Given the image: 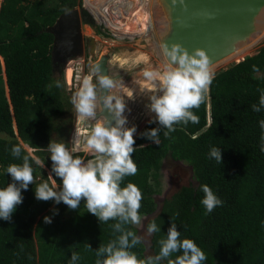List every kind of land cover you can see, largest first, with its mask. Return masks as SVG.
I'll return each mask as SVG.
<instances>
[{
    "label": "trees",
    "instance_id": "16d2710c",
    "mask_svg": "<svg viewBox=\"0 0 264 264\" xmlns=\"http://www.w3.org/2000/svg\"><path fill=\"white\" fill-rule=\"evenodd\" d=\"M98 1L85 0V5ZM78 5L81 0H0V187L11 182L6 174L7 165L19 162L11 156L12 145H21L24 154L28 150L23 142L31 146L50 173L49 141L71 147L72 95L55 86L57 80L62 85L63 82L54 77L55 36L45 28ZM104 22L114 36L123 37H128L127 28L136 25L132 12H127L121 21L114 17ZM260 40H264V28L255 43ZM149 43L159 51L155 42ZM96 47V42L89 43L86 57L96 56ZM119 57L121 61L132 58L129 54ZM133 57L142 61L147 56L138 50ZM110 62L108 57L112 76ZM253 66L260 75L253 71ZM261 91H264V46L255 55L217 73L205 102L193 109L199 122L175 125L176 130L167 137L166 129L161 128L159 145L140 136L141 132L158 126L149 123L154 114L145 111V117L151 118L140 129L132 154L138 171L126 177L124 184L131 181L140 188L141 216L158 211L152 219L162 224V232L151 236L153 254L158 251L157 239L174 222L183 238L194 240L205 251L208 257L205 264H264V151L259 125L264 110L257 113L251 107L258 104ZM140 101L143 103V99ZM82 123L77 117L75 128L81 133ZM211 147L221 148L222 164L209 158ZM75 155L90 158L84 152ZM167 156L188 162L196 182L183 185L158 210L153 195L160 188L159 170ZM33 168L35 183L59 184V178L50 176L45 168L34 163ZM202 184H207L223 201L211 213H206L200 203L204 195L199 190ZM34 188L35 184L22 190L23 202L10 221L0 219V264H69L73 251L80 256L77 264H95V250L118 235L111 227L115 221L100 224L97 217L87 212L83 200L75 210L63 202L37 200ZM45 216L51 218V223L44 222ZM126 227L139 234L137 226ZM147 249L143 241L132 251L143 258L148 255Z\"/></svg>",
    "mask_w": 264,
    "mask_h": 264
},
{
    "label": "clouds",
    "instance_id": "9594fccd",
    "mask_svg": "<svg viewBox=\"0 0 264 264\" xmlns=\"http://www.w3.org/2000/svg\"><path fill=\"white\" fill-rule=\"evenodd\" d=\"M161 47L165 65L162 69H143L146 83L141 87V95L147 96L149 101L146 108L154 114L149 123L158 126L141 132L140 136L156 145L160 144L161 128L166 129L164 136L167 137L176 130L175 125L199 122L193 109L205 102L215 78L205 50L195 48L189 52L178 42ZM253 71L260 75L255 66ZM55 86L63 87L59 80ZM115 87L114 79L96 65L92 68V75L84 76L72 94L70 102L78 119L90 122L89 131L81 133L75 128L71 149L65 143L49 141L50 176L54 174L59 178V184L55 181L51 184L47 181L35 183L33 163L43 169L45 161L32 155L30 150L24 154V148L19 144L12 145L11 156L19 162L9 163L6 167L11 182L0 187V219L10 221L17 206L23 202L22 190L26 191L29 185L35 184L37 200L63 202L72 210L79 208L83 200L87 212L97 217L100 224L115 221L111 227L118 235L95 250V264H205L208 259L205 251L194 240L183 238L174 222L170 223L166 234L157 239L158 251L154 254L141 258L132 251L143 243V238L126 226L141 225L139 209L143 196L136 184L131 181L124 184V181L138 171L132 158L137 128L127 126V103L113 93ZM251 107L257 113L264 110V91H261L258 104ZM105 109L108 116L103 114ZM259 125L262 130L261 151H264V119ZM78 152L87 153L90 158L75 155ZM209 158L222 164L221 148L211 147ZM199 190L204 194L200 203L206 213L223 205L207 184L200 185ZM44 222L51 223V218L45 216ZM161 226L152 219L146 227L148 236L161 233ZM88 246L91 248L90 244ZM79 260L80 256L73 251L69 264H77Z\"/></svg>",
    "mask_w": 264,
    "mask_h": 264
},
{
    "label": "rangeland",
    "instance_id": "374dc122",
    "mask_svg": "<svg viewBox=\"0 0 264 264\" xmlns=\"http://www.w3.org/2000/svg\"><path fill=\"white\" fill-rule=\"evenodd\" d=\"M112 6L110 10L114 12V17H116L119 21L123 20V17L127 12H132L134 19L136 21L132 26L127 28V36L123 37L120 35L114 36L113 31L109 26L105 24L103 21L96 20V27L94 28L90 23H84L82 25V40L84 44V53L81 55H77L76 52L74 56L70 55H52L54 57V66L55 73L54 77L61 79L63 82V90L68 92L71 96L80 86V83L84 76L92 75V68L94 66V62L97 61L99 57L102 55L109 54L110 57V70L112 76L114 74H119L116 76L114 80L116 82L117 87L113 89V93L121 96L126 100L127 108L125 111V115L128 119V125L131 127L135 125L137 128V132L134 134V138L136 139L138 133L141 128H143L144 124L151 118L145 117V111L147 110L146 104L149 102L147 96L141 95V83H145L144 77L142 75L143 69L145 68H158L162 69L165 65L166 58L162 52V31L157 30L155 28V24L152 19V9L153 3L155 0L147 1L143 3L144 0H111ZM164 5L166 6L165 0H163ZM85 4V0H81V5H78V8H81ZM119 10V11H116ZM142 11V12H141ZM155 14V13H154ZM92 15V14H91ZM93 16V15H92ZM94 17V16H93ZM144 17V18H143ZM164 17V15L162 16ZM95 19V18H94ZM149 22V23H148ZM142 24L146 26V24H150V28L143 27ZM149 27V26H148ZM136 34H131V33ZM142 34L145 36L142 37ZM134 35V36H133ZM154 35L155 38L153 37ZM138 37V40L131 39ZM153 37V38H152ZM144 39V40H143ZM152 39V40H151ZM91 40L96 42V56L86 57V47L87 43ZM150 40V41H149ZM116 44H113V43ZM149 42H155L159 51L156 52L154 49V44L152 45ZM256 38L251 40L248 44L238 48L239 50L235 52L230 57H227L224 60H218L217 62L211 64V68L213 69L215 75L222 70H225L235 63L247 58L249 56L255 55L259 52V50L264 46V40H260L259 43H255ZM113 44V45H112ZM143 52L147 57L142 61H135L134 54L136 51ZM90 51V50H89ZM249 52L246 56H244L240 60H235V58ZM90 53V52H88ZM53 54V53H52ZM131 55L132 58L129 60L121 61L117 58V56L122 57V55ZM229 54V53H228ZM227 55V54H226ZM225 55V56H226ZM95 82V79L93 80ZM140 88H139V86ZM141 98V99H140ZM143 99V103L140 100ZM138 103V104H136ZM137 108L135 109V107ZM74 114V129L76 127L77 115L75 109L73 108ZM135 120V122H134ZM133 121V122H132ZM89 123H82L84 126V130L82 133H87L89 131ZM88 128V129H85ZM71 133V138L74 133ZM70 138V142H71ZM24 147L26 146L27 150L31 151L32 155L36 154L33 151V148L23 142ZM72 148V143L71 147ZM46 169V166L44 167ZM47 170V169H46ZM50 173L49 170H47ZM159 181L160 188L158 192H156L153 196L155 201L158 203V210H160L163 201L172 196L175 192H177L183 185L188 184L190 182L195 183L194 172L192 166L182 160L172 159L170 156L164 157L161 167L159 170ZM158 211H155L153 214L142 215L141 225L137 226L139 229V234L142 236L143 241L147 245V254H153L150 249L151 236H148L146 232V227L150 219L154 218ZM146 217V219H145Z\"/></svg>",
    "mask_w": 264,
    "mask_h": 264
},
{
    "label": "water",
    "instance_id": "95a60500",
    "mask_svg": "<svg viewBox=\"0 0 264 264\" xmlns=\"http://www.w3.org/2000/svg\"><path fill=\"white\" fill-rule=\"evenodd\" d=\"M165 3L168 8L165 23L171 31L164 33L167 41L162 34L163 44L171 46L178 42L189 52L201 48L211 64L250 41L259 22L261 30L264 26V0H165ZM84 23L96 27V20L85 4L62 13L54 25L45 28L55 36L53 56H74L77 47V55L84 53L81 33ZM103 114L109 115L106 109Z\"/></svg>",
    "mask_w": 264,
    "mask_h": 264
},
{
    "label": "bare ground",
    "instance_id": "6f19581e",
    "mask_svg": "<svg viewBox=\"0 0 264 264\" xmlns=\"http://www.w3.org/2000/svg\"><path fill=\"white\" fill-rule=\"evenodd\" d=\"M149 2L150 0H144L143 1V3H146V2ZM90 6V5H89ZM110 6H111V0H103V1H98V2H96V3H94L93 5H91L90 7H87L88 8V10L91 12H93V13H96L97 12V17L95 18V17H93V18H95V20H100V21H102L103 20V18L105 17V19H109V20H113V18H114V12H112L111 10H110ZM168 11V8H167V6H165L164 5V3H163V0H155L154 1V3H153V9H152V19H153V22H154V24H155V28H156V30H157V27H158V29L160 28L161 29V31H162V34H164V33H166V32H170L171 31V27L170 26H168L165 22L167 21V19H166V12ZM264 12V11H263ZM155 13V14H154ZM164 15V17H162ZM104 19V20H105ZM168 22V21H167ZM142 26L143 27H148V25H144V24H142ZM261 26H262V24H261V22H259L257 25H256V27H255V33H254V36L253 37H251L249 40L250 41H248V42H246L244 45H246V44H248L249 42H251V40H253L254 38H256L259 34H260V32L263 30V28H264V26H263V28H262V30H261ZM159 29V30H160ZM126 33H127V30H126ZM131 33V32H130ZM131 34H133V33H131ZM127 35V34H126ZM165 35V34H164ZM134 36V35H133ZM143 36H145V34H142V37ZM156 35H154V37H155ZM129 37V36H128ZM130 38V37H129ZM131 39H137L138 40V38H131ZM169 38L168 37H166V35H165V41H167ZM144 40V39H143ZM92 44H94V40H91L90 41ZM113 45V44H112ZM244 45H240V46H238V47H236L234 50H232V51H230V52H228V53H226V54H224V56L223 57H221L219 60H224V59H226L227 57H230L231 55H233L235 52H237L239 49L238 48H240V47H242V46H244ZM226 55V56H225ZM108 54L107 55H102L101 57H99L98 58V60L97 61H95L94 62V66H96V65H99L100 66V68H101V71L103 72V73H105V74H109L110 75V73H109V68H108V65H107V61H108ZM217 62V61H216ZM111 76V75H110Z\"/></svg>",
    "mask_w": 264,
    "mask_h": 264
},
{
    "label": "flooded vegetation",
    "instance_id": "af4514ba",
    "mask_svg": "<svg viewBox=\"0 0 264 264\" xmlns=\"http://www.w3.org/2000/svg\"><path fill=\"white\" fill-rule=\"evenodd\" d=\"M100 1H103V0H100ZM100 1H99V2H100ZM95 3H96V2H95ZM93 4H94V3H93ZM93 4H91V5H93ZM111 4H112V1H111ZM91 5H90V6H91ZM90 6H87V7H90ZM111 6H112V5H111ZM111 6H110V7H111ZM89 12H90V11H89ZM90 14H92L95 18L97 17V12H96V13H93V12L91 11ZM104 19H105V17H104L103 20H102L103 22H104ZM99 21H100V20H99ZM148 23H149V22H148ZM146 25L149 26V27H147V28H150V24H146ZM153 37H154V36H153ZM153 37H152V38H153ZM154 38H155V37H154ZM151 40H152V39H151ZM89 43L92 44L91 42H89ZM89 43H87V45H88ZM86 50H87V47H86ZM76 52H78V47H77V49H76ZM76 52H75V53H76ZM62 55H65V54H62Z\"/></svg>",
    "mask_w": 264,
    "mask_h": 264
},
{
    "label": "crops",
    "instance_id": "0c3cea01",
    "mask_svg": "<svg viewBox=\"0 0 264 264\" xmlns=\"http://www.w3.org/2000/svg\"><path fill=\"white\" fill-rule=\"evenodd\" d=\"M116 11H119V10H116ZM142 12V11H141ZM144 18V17H143ZM134 33V32H133ZM134 34H136V33H134ZM150 41V40H149Z\"/></svg>",
    "mask_w": 264,
    "mask_h": 264
}]
</instances>
